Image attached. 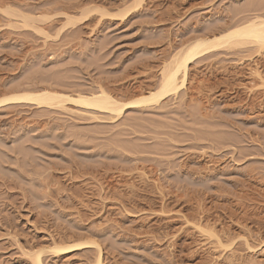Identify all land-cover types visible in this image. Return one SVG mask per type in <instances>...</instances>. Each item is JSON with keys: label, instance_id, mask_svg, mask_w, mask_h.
Masks as SVG:
<instances>
[{"label": "rangeland", "instance_id": "374dc122", "mask_svg": "<svg viewBox=\"0 0 264 264\" xmlns=\"http://www.w3.org/2000/svg\"><path fill=\"white\" fill-rule=\"evenodd\" d=\"M132 2L0 0L50 18L44 39L0 14V98L99 84L130 101L157 88L180 47L264 8L143 0L128 12ZM64 13L82 21L61 29ZM70 116L0 108V264H32L22 252L38 249L44 264H94L95 250L48 249L86 240L101 264H264V50L220 47L189 65L178 96L112 124Z\"/></svg>", "mask_w": 264, "mask_h": 264}, {"label": "bare ground", "instance_id": "6f19581e", "mask_svg": "<svg viewBox=\"0 0 264 264\" xmlns=\"http://www.w3.org/2000/svg\"><path fill=\"white\" fill-rule=\"evenodd\" d=\"M142 2L143 0H133L128 12L136 11ZM254 7H256V5H254ZM254 7L252 10H248V13L244 10L247 15L244 17L241 16L242 18L235 16V18H239L238 20L231 21L229 19V23L223 25L224 27H220V29L216 28L212 33L210 32L211 36H209V33L207 36L206 34L205 36L203 35L204 37L200 35V38L196 37L197 39H192L193 41L186 46L180 47V49L169 57L170 59L168 58V62L164 63L159 74L157 88L154 91L148 92V94L136 97L127 102H121L99 86V84H96V87L85 89H83V87H74L75 89L70 92H58L51 87H36L34 85V91H23L21 93L19 92L1 97L0 108L10 105H31L46 112L71 116L75 115L78 118L84 116L81 119L93 122L92 124L104 125L114 123L126 110H143L158 107L161 102L169 97L179 95L180 91L184 88L189 65L210 56V54L219 50L220 47L235 48L239 50V52L253 51V53H261L264 50V8L254 10ZM245 12H243V14ZM0 14L6 19L8 26L16 27L23 31L27 30L29 33L44 39L48 38L47 32L40 28L38 23L49 20L50 18L43 15L33 16L8 6L0 9ZM239 14H241V12ZM123 16L124 13L122 12L114 15L117 19ZM61 17L65 20V24L61 29L64 27L72 28L82 21V17H73L65 13L61 14ZM235 18H233V20ZM196 229L202 230L199 226H197ZM213 237L215 238L213 245H215L214 248L217 249L221 246V242L217 236L214 235ZM245 245L250 249L247 242ZM48 249L53 256L67 255L84 249L95 250L96 256L94 264L102 263V251L95 241H78L66 245L53 244L52 247ZM20 250L22 251L23 249ZM22 254L28 256L32 264H44L42 258L44 254L43 249L34 250L30 253L22 252Z\"/></svg>", "mask_w": 264, "mask_h": 264}]
</instances>
